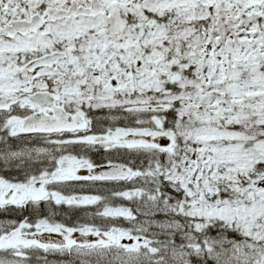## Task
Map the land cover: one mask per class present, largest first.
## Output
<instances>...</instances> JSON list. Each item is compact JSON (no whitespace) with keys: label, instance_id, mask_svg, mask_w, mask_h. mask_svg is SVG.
I'll return each mask as SVG.
<instances>
[{"label":"snow or ice","instance_id":"obj_1","mask_svg":"<svg viewBox=\"0 0 264 264\" xmlns=\"http://www.w3.org/2000/svg\"><path fill=\"white\" fill-rule=\"evenodd\" d=\"M0 264H264V0H0Z\"/></svg>","mask_w":264,"mask_h":264}]
</instances>
